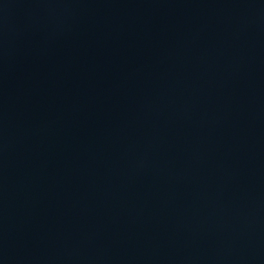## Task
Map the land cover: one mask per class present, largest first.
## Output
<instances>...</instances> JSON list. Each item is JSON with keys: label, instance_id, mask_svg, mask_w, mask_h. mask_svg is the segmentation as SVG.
Listing matches in <instances>:
<instances>
[{"label": "water", "instance_id": "water-1", "mask_svg": "<svg viewBox=\"0 0 264 264\" xmlns=\"http://www.w3.org/2000/svg\"><path fill=\"white\" fill-rule=\"evenodd\" d=\"M0 264H264V0H0Z\"/></svg>", "mask_w": 264, "mask_h": 264}]
</instances>
